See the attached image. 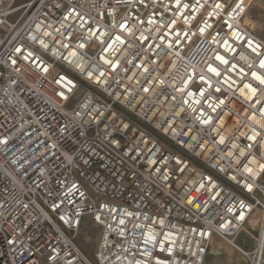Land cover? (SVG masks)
Returning <instances> with one entry per match:
<instances>
[{
	"label": "built area",
	"instance_id": "1",
	"mask_svg": "<svg viewBox=\"0 0 264 264\" xmlns=\"http://www.w3.org/2000/svg\"><path fill=\"white\" fill-rule=\"evenodd\" d=\"M250 4L0 0V264H264Z\"/></svg>",
	"mask_w": 264,
	"mask_h": 264
},
{
	"label": "rangeland",
	"instance_id": "2",
	"mask_svg": "<svg viewBox=\"0 0 264 264\" xmlns=\"http://www.w3.org/2000/svg\"><path fill=\"white\" fill-rule=\"evenodd\" d=\"M26 0H17V4H21L25 2ZM251 1L250 8L248 15L249 17L254 21L256 24L255 33L264 38V0H249ZM20 16V12H15L12 15H10L7 20L10 23H14L17 21V19ZM255 232L253 235H257L258 230L256 228H252ZM96 242L95 235H90L86 239V243L89 246V250L79 241L76 240L75 244L78 246V248L81 250V252L89 259L91 263H94L90 250L94 248ZM222 247L220 249V256H207L204 264H236L241 262V258L238 256L237 253L233 251L232 248L225 245L224 243L217 242ZM216 244V243H215ZM213 248V247H212Z\"/></svg>",
	"mask_w": 264,
	"mask_h": 264
},
{
	"label": "bare ground",
	"instance_id": "3",
	"mask_svg": "<svg viewBox=\"0 0 264 264\" xmlns=\"http://www.w3.org/2000/svg\"><path fill=\"white\" fill-rule=\"evenodd\" d=\"M244 23H245V25L249 28V29H251V30H254L255 31V29H256V24L254 23V21L249 17V15L247 14L246 16H245V19H244ZM256 225H257V220H256V218H253L252 220H251V227L252 228H257L256 227ZM216 243V244H215ZM215 243H213V248L211 249V252H210V254H208V256H210L211 254H212V256H220L221 255V253H220V249H221V245L220 244H218L217 242H215ZM217 247V248H216ZM207 258V257H206ZM206 260V259H205ZM204 263H205V261H204ZM203 263V264H204Z\"/></svg>",
	"mask_w": 264,
	"mask_h": 264
},
{
	"label": "snow or ice",
	"instance_id": "4",
	"mask_svg": "<svg viewBox=\"0 0 264 264\" xmlns=\"http://www.w3.org/2000/svg\"><path fill=\"white\" fill-rule=\"evenodd\" d=\"M262 67H264V64H262ZM262 83H264V81H262Z\"/></svg>",
	"mask_w": 264,
	"mask_h": 264
},
{
	"label": "crops",
	"instance_id": "5",
	"mask_svg": "<svg viewBox=\"0 0 264 264\" xmlns=\"http://www.w3.org/2000/svg\"><path fill=\"white\" fill-rule=\"evenodd\" d=\"M217 248V247H216Z\"/></svg>",
	"mask_w": 264,
	"mask_h": 264
}]
</instances>
